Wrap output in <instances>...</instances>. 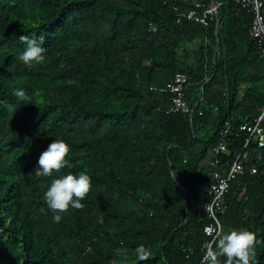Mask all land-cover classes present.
Instances as JSON below:
<instances>
[{
  "label": "trees",
  "instance_id": "trees-1",
  "mask_svg": "<svg viewBox=\"0 0 264 264\" xmlns=\"http://www.w3.org/2000/svg\"><path fill=\"white\" fill-rule=\"evenodd\" d=\"M193 1L218 3L206 25L175 21ZM261 14L264 24V2ZM252 16L236 0H0V101L17 107L0 104V264H198L209 183L227 173L240 125L264 104ZM21 35L47 49L44 64L18 59ZM176 73L189 85L186 110L172 112V94L158 88ZM55 139L73 167L37 177ZM246 149L256 172L231 181L216 216L224 233H256L264 264V146ZM85 170L83 210L54 222L43 199L51 180ZM141 244L148 261L136 258Z\"/></svg>",
  "mask_w": 264,
  "mask_h": 264
},
{
  "label": "clouds",
  "instance_id": "clouds-1",
  "mask_svg": "<svg viewBox=\"0 0 264 264\" xmlns=\"http://www.w3.org/2000/svg\"><path fill=\"white\" fill-rule=\"evenodd\" d=\"M211 4L215 5L216 8L218 6V3L211 2L209 5ZM207 6L203 5V7ZM19 39L25 44L23 52L18 57L20 61L28 66L45 63L47 49L42 47L41 43L35 39H30L27 35H21ZM13 95L19 102L30 101V97L23 88L14 89ZM0 104L12 112L17 109L5 101H0ZM263 105L259 108L257 117L261 113ZM263 121L264 117L261 123ZM69 153V145L63 140L55 139L49 144L47 150L40 155L38 167L34 171L35 175L37 177H53L54 173L58 174L62 169H71L73 164L68 159ZM91 190V177L86 170L78 174L68 172L62 177L52 179L43 199L53 213L54 222H60L63 218L62 214L68 213L71 209L83 210L84 204L81 201L85 200ZM259 243L260 240L256 233L252 231L241 229L224 233L221 228L215 232V239L206 247L202 264H222L221 257H226L223 264H257V245ZM135 255L141 262L148 261L152 252L150 248L141 244L135 249Z\"/></svg>",
  "mask_w": 264,
  "mask_h": 264
},
{
  "label": "built area",
  "instance_id": "built-area-1",
  "mask_svg": "<svg viewBox=\"0 0 264 264\" xmlns=\"http://www.w3.org/2000/svg\"><path fill=\"white\" fill-rule=\"evenodd\" d=\"M240 3L241 8H248L252 12V21L249 27V34L256 38L257 40L264 43V24H263V16L262 5L264 0H236ZM201 9V12H198L197 9ZM216 12V6L211 4L207 7H203V5L197 1L193 2L191 8L186 11H180L175 13V21L179 23L182 18L194 21L203 25L207 24V19L213 13ZM188 86V78L183 75L176 73L171 82L167 83L164 87H159V91H166L172 94V106L170 110L172 112L186 110V101L184 99V89ZM193 108V107H192ZM169 111V110H168ZM264 117V105L261 108V113L256 117L253 123L247 122L245 124L240 125L239 131H243L245 134V138L241 149L233 152V157L230 162L227 163L228 171L225 174L215 175V180H212L209 183V194H211V201L207 204L206 210L212 219V221L203 226V232L208 237L204 242V253L201 256L200 262L198 264H202L203 257L206 251V247L212 243L215 239V232L221 229V223L216 216V214L223 210L224 207L220 209V206L224 204L223 196L228 191L230 187V183L235 179L237 175H242L245 172L250 174H254L256 172V166L254 164H250V154L246 147L249 143L256 141L258 147L264 146V130L262 128L261 120ZM190 119V117H189ZM227 132V129L224 130ZM226 140H221V142L216 146V150H224L226 149ZM218 211V212H217Z\"/></svg>",
  "mask_w": 264,
  "mask_h": 264
},
{
  "label": "rangeland",
  "instance_id": "rangeland-1",
  "mask_svg": "<svg viewBox=\"0 0 264 264\" xmlns=\"http://www.w3.org/2000/svg\"><path fill=\"white\" fill-rule=\"evenodd\" d=\"M118 261H125V257L121 256L117 258Z\"/></svg>",
  "mask_w": 264,
  "mask_h": 264
},
{
  "label": "water",
  "instance_id": "water-1",
  "mask_svg": "<svg viewBox=\"0 0 264 264\" xmlns=\"http://www.w3.org/2000/svg\"><path fill=\"white\" fill-rule=\"evenodd\" d=\"M186 208H187V204H186Z\"/></svg>",
  "mask_w": 264,
  "mask_h": 264
},
{
  "label": "crops",
  "instance_id": "crops-1",
  "mask_svg": "<svg viewBox=\"0 0 264 264\" xmlns=\"http://www.w3.org/2000/svg\"><path fill=\"white\" fill-rule=\"evenodd\" d=\"M241 94V93H240Z\"/></svg>",
  "mask_w": 264,
  "mask_h": 264
}]
</instances>
